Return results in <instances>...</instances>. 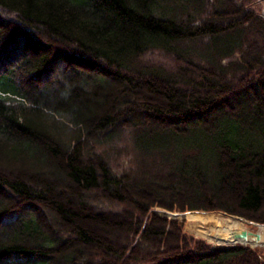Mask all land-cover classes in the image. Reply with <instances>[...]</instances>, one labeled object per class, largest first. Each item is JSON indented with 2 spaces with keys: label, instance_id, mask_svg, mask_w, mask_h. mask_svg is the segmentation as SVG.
<instances>
[{
  "label": "trees",
  "instance_id": "16d2710c",
  "mask_svg": "<svg viewBox=\"0 0 264 264\" xmlns=\"http://www.w3.org/2000/svg\"><path fill=\"white\" fill-rule=\"evenodd\" d=\"M254 1L0 0V264H264L157 212L264 223Z\"/></svg>",
  "mask_w": 264,
  "mask_h": 264
},
{
  "label": "rangeland",
  "instance_id": "374dc122",
  "mask_svg": "<svg viewBox=\"0 0 264 264\" xmlns=\"http://www.w3.org/2000/svg\"><path fill=\"white\" fill-rule=\"evenodd\" d=\"M251 7H253L254 10L264 18V0H255L252 3ZM122 144L126 145V149L129 150L128 141H123ZM124 152L128 154L127 151H123L122 155H124ZM157 212L158 214L166 215L167 217L178 219L179 221L182 222L183 230L186 233H188L190 236L194 238L204 240L206 243L210 244L211 246L226 245L227 243H218L215 239H208V237L205 235V230L209 229L208 228L209 226L206 224H199L197 222L196 223L193 222L192 224L189 223L185 217L186 212H195L196 214L215 216L222 219L223 218L231 219L232 217H235L241 223V228L252 230L254 232L257 231L260 233H264V223H259V225L252 224L248 222L250 220H247L241 216L227 214L222 211H203V210L169 211V210L158 209ZM256 246L264 248V243L263 245H256Z\"/></svg>",
  "mask_w": 264,
  "mask_h": 264
},
{
  "label": "bare ground",
  "instance_id": "6f19581e",
  "mask_svg": "<svg viewBox=\"0 0 264 264\" xmlns=\"http://www.w3.org/2000/svg\"><path fill=\"white\" fill-rule=\"evenodd\" d=\"M185 217L189 223H199L208 225L209 229L205 230V235L208 239H215L218 243H232L236 240H241L248 245H257L264 243V233H260L259 239L253 240L250 237L246 239H237L233 237V233L239 232L241 229V223L235 217L231 219L219 218L215 216H207L196 214L195 212H186Z\"/></svg>",
  "mask_w": 264,
  "mask_h": 264
},
{
  "label": "water",
  "instance_id": "95a60500",
  "mask_svg": "<svg viewBox=\"0 0 264 264\" xmlns=\"http://www.w3.org/2000/svg\"><path fill=\"white\" fill-rule=\"evenodd\" d=\"M248 222H250V223H252V224H258V223H255V222H251V221H248ZM259 225V224H258ZM261 225H263V224H261ZM259 236H260V233H258L257 231L256 232H253V231H251V230H247V229H241L239 232H235V233H233V237L234 238H237V239H240V238H242V239H246L247 237H250V238H252L253 240H256L257 241V239H259ZM236 242H239V243H243V244H245L243 241H241V240H236L235 242H232V243H230V244H234V243H236Z\"/></svg>",
  "mask_w": 264,
  "mask_h": 264
}]
</instances>
